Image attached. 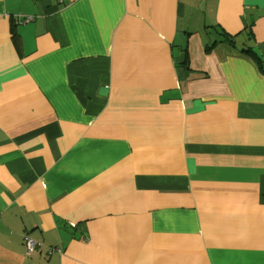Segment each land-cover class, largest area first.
<instances>
[{
	"label": "crops",
	"instance_id": "0c3cea01",
	"mask_svg": "<svg viewBox=\"0 0 264 264\" xmlns=\"http://www.w3.org/2000/svg\"><path fill=\"white\" fill-rule=\"evenodd\" d=\"M0 264H264V0H0Z\"/></svg>",
	"mask_w": 264,
	"mask_h": 264
},
{
	"label": "built area",
	"instance_id": "2783aa9c",
	"mask_svg": "<svg viewBox=\"0 0 264 264\" xmlns=\"http://www.w3.org/2000/svg\"><path fill=\"white\" fill-rule=\"evenodd\" d=\"M32 18H26L24 21H31ZM23 242H24V247H25V252L26 254H31L35 247H36V242L29 236V235H26L23 237ZM56 252L58 254L61 253V249L60 248H50L48 249V254H51L52 252Z\"/></svg>",
	"mask_w": 264,
	"mask_h": 264
},
{
	"label": "trees",
	"instance_id": "16d2710c",
	"mask_svg": "<svg viewBox=\"0 0 264 264\" xmlns=\"http://www.w3.org/2000/svg\"><path fill=\"white\" fill-rule=\"evenodd\" d=\"M222 40L223 41H228V42H231V43H233L234 41H232V39L230 38V37H227L226 35H222Z\"/></svg>",
	"mask_w": 264,
	"mask_h": 264
}]
</instances>
